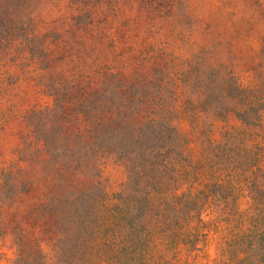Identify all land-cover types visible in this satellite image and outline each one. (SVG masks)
<instances>
[{"label": "rangeland", "instance_id": "obj_1", "mask_svg": "<svg viewBox=\"0 0 264 264\" xmlns=\"http://www.w3.org/2000/svg\"><path fill=\"white\" fill-rule=\"evenodd\" d=\"M172 128L264 171V0H0V264H85L96 209Z\"/></svg>", "mask_w": 264, "mask_h": 264}, {"label": "trees", "instance_id": "obj_2", "mask_svg": "<svg viewBox=\"0 0 264 264\" xmlns=\"http://www.w3.org/2000/svg\"><path fill=\"white\" fill-rule=\"evenodd\" d=\"M170 133L96 209L98 236L84 263H188L215 231L214 264H264V171L251 164L252 151L225 133L196 157Z\"/></svg>", "mask_w": 264, "mask_h": 264}]
</instances>
